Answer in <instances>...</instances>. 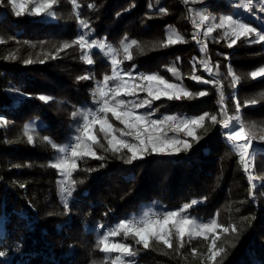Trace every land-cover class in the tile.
Listing matches in <instances>:
<instances>
[{
  "label": "trees",
  "instance_id": "trees-1",
  "mask_svg": "<svg viewBox=\"0 0 264 264\" xmlns=\"http://www.w3.org/2000/svg\"><path fill=\"white\" fill-rule=\"evenodd\" d=\"M248 2L57 0L51 10L54 18H38L28 14L31 0L19 17L9 0H0V119L5 121L0 123V264H112L119 253L100 250L107 227L139 218L146 210H178L202 223L215 219L229 229L216 233V250L224 252L215 261L209 259L211 235L186 236L182 242L173 235L171 247L151 239L148 248L129 236L122 239L135 253L125 255L129 264H264V184H257L252 194L222 125L240 115L247 130L264 135V77L250 75L264 67V42L253 43V34L231 44L234 37L225 34L231 30L214 27L205 35L207 23H201L199 37L206 43L195 41L197 24L207 12L216 21L240 17L264 33V0H251L255 15L246 12ZM80 20L89 28L83 29ZM172 34L182 36L183 42L161 47ZM80 35L88 43H104L105 49L81 48L76 43ZM132 40L137 44L130 48L133 59L128 61L121 41ZM108 48L116 50L123 72L157 74L193 94L207 93L154 101L149 110L156 118L208 116L204 127L195 130L198 143L182 133L181 139L193 145L187 152L147 155L128 164L126 149L113 154L96 146L103 159L77 161L68 198L60 190L63 176L51 165L61 157L59 148L78 135L83 115L95 108L104 76L112 75ZM205 63L212 65L211 74ZM170 68L176 69L175 76ZM108 83L112 87L117 81ZM41 95L51 99L41 101ZM27 135L33 136L32 143ZM100 142L107 148L103 137ZM254 162L255 173L264 177L263 148L255 152ZM186 204L191 207L185 210Z\"/></svg>",
  "mask_w": 264,
  "mask_h": 264
},
{
  "label": "snow or ice",
  "instance_id": "snow-or-ice-1",
  "mask_svg": "<svg viewBox=\"0 0 264 264\" xmlns=\"http://www.w3.org/2000/svg\"><path fill=\"white\" fill-rule=\"evenodd\" d=\"M13 11L16 16H21L28 11V0H9ZM57 0H31L32 8L29 15L34 17H42L44 15L49 18H54L55 13L51 11ZM248 6H251V0L248 2ZM161 11H164L161 9ZM208 16L201 15V22L208 20ZM195 23V22H194ZM80 25L83 29H88L89 24L80 20ZM199 27V24H197ZM217 28L230 29L231 36L234 39L231 44H235L241 37H249L251 35L256 36V42H264V33L257 31L256 27L249 26L248 23H241L238 20L233 19V16L228 15L220 20ZM213 29L210 27L207 30L211 33ZM183 37L179 34L168 35L166 43L161 47H167L168 45H175L182 43ZM81 48H98L105 49L104 43H97L93 40L88 43L85 39V35H80L79 40L76 41ZM124 59L131 61L133 59L130 48L137 44V41L132 40L131 44H125L121 41ZM231 44L229 46H231ZM65 49L70 47L69 44H64ZM108 51L112 53V75H105L103 85L100 86L98 91L99 106L96 110L89 111L83 115L82 126H78V135L74 136V144H70L66 147H60L59 152L62 154L61 158L57 162L53 163L51 167L59 170V174L64 176V181L61 182V192L66 194L68 198L72 196L73 188L71 185L75 184V181L71 180V176L74 170L77 169V161L82 160L85 157L103 159L98 157L95 150L96 146L103 148L105 151H111L113 154L120 153L123 150H127L130 156L125 161L131 164L133 161L143 159L147 155H175L184 151L187 152L192 149L193 145L188 139L179 138V133H183L186 137L192 138L197 143L199 137L196 136L195 130L197 128L204 127V121L208 116V113H204L195 118H184L177 122L175 116H165L163 119H153L151 113H138V109L151 108L154 101H159L162 98L167 100H181L184 98L191 99L194 95L200 97L205 96L207 93L201 91L193 94L187 91L181 85L172 83L164 77L157 74H139L132 75V72H123L120 68L121 61L116 58V50L108 48ZM26 63H31L27 61ZM87 63L91 64L92 60L88 59ZM204 68L207 72L211 73V68L205 63ZM170 72L176 75V69L170 68ZM253 79L264 77V67L259 70L252 71L250 73ZM127 76V79L125 77ZM80 79H87V77H81ZM193 80L200 81V77L193 76ZM109 81H117L112 87H109ZM209 83V81H203ZM139 93H146V97L140 99ZM122 96L137 97L135 100L121 99ZM41 101H48L49 97L44 95L39 96ZM252 103H255L253 101ZM237 113L240 112V105H236ZM111 117L118 121L123 127H116L110 120ZM75 115V113L73 114ZM213 124L217 123V117L212 115L210 117ZM230 121H236L237 127L230 130L227 133V140L232 142L243 141V143H235L234 148L239 154L240 162L244 165V170L248 171V157L250 155V148L253 147V140L256 138L255 133L249 129L246 133L243 123H240L241 116L236 115L229 117L223 121V128L229 129ZM5 122L0 119V123ZM27 125L25 128L27 129ZM171 131L174 135L169 136L168 132ZM103 137L107 142V148L100 142V138ZM47 139V138H45ZM261 142H264V135L259 137ZM27 141L32 143L33 136L27 135ZM52 148L56 149L57 145L52 143ZM23 187V186H22ZM196 201H192L195 204ZM67 199L65 200V207L67 208ZM191 205H184V209H188ZM217 230L228 232L229 229L218 224L215 219H212L208 223H197L194 219L189 218L187 215H181L177 211H164L162 215L152 218L148 213H144L139 218H126L120 220L115 227L107 232L100 240V244L103 247L100 249L104 253L118 252L122 255L132 257L135 253L131 247L126 243H109V237H116L123 232L125 237H132L137 244L143 245L144 248L149 247L151 239L161 241L163 244L171 247V240L175 235L181 242L186 236H203L208 239L211 235V244L208 247L210 253L209 259L216 260V257L220 253L224 252L223 248L216 250L217 240L219 237L216 235ZM235 226L232 227V231L235 232ZM3 255V253H0ZM112 264H124L121 256H117Z\"/></svg>",
  "mask_w": 264,
  "mask_h": 264
},
{
  "label": "rangeland",
  "instance_id": "rangeland-1",
  "mask_svg": "<svg viewBox=\"0 0 264 264\" xmlns=\"http://www.w3.org/2000/svg\"><path fill=\"white\" fill-rule=\"evenodd\" d=\"M29 1V0H28ZM241 2L243 1V0H240ZM245 2L246 1H248V0H244ZM237 5H239V4H237ZM261 8L263 9V11H264V6H261ZM30 10H31V8H29ZM196 12H198V11H195V14L197 15V13ZM246 12L248 13V14H250V15H255V13L253 12V8H252V5L249 7L248 6V3H247V5H246ZM254 14H253V13ZM204 15H206V16H208L209 18H208V20H206V21H203V22H200L199 23V27H197V29H198V35L195 37V41H196V43H198V44H203V43H206V42H204V41H202V40H200L199 39V37H200V34L202 33V30H203V27H202V24L203 23H207V26H206V30H208V28H214V27H216V25L217 24H219V22H220V20L221 19H223V17H220L219 18V20L218 21H216V18L215 17H213L211 14H210V12H207V13H205ZM235 20H238L239 22H241V23H244L243 21H242V19H240V17H238V18H236ZM202 23V24H201ZM229 31H230V29H229ZM225 34H226V32H225ZM211 64H209V68H211ZM212 69V68H211ZM208 74H211L212 73V71H211V73H209V72H207ZM132 75L133 76H136V74H133L132 73ZM125 79H127V76L125 77ZM138 97L140 98V99H143V98H145L146 97V93H139L138 94ZM121 99H125V100H135V99H137V97H128V96H122V97H120ZM138 111V113H140V114H144V113H151L152 114V112L149 110V108H142V109H138L137 110ZM165 116H175L176 118H177V122H179V120H182L181 118H179L178 116H176V115H173V114H171V115H161V116H159V117H155L153 114H152V118L153 119H163ZM190 119V118H189ZM109 120L116 126V127H118V128H120V127H123L122 125H120L119 124V122L118 121H115V119L114 118H112L111 117V114H109ZM236 124H237V122L236 121H234ZM240 123H242L241 121H240ZM222 125H223V123H222ZM244 125V124H243ZM245 126V125H244ZM232 129H235L234 127H232V126H229V129H225V133H224V136H225V138H226V136H227V133L230 131V130H232ZM245 130H246V133H247V129L245 128ZM255 133V136H256V138L254 139L255 141L253 142V147L252 148H250V155H249V157L247 158L248 159V171H246L247 172V175H248V177H249V180H250V183H251V186L254 188V187H256V185L257 184H260V185H262V184H264V177H259L256 173H255V171H254V168H255V162H254V155H255V152L259 149V148H263L264 149V143L263 142H260V140H259V138L258 137H260L261 135H263L262 133H259V132H254ZM79 134V133H78ZM168 135L169 136H172V135H174V133H172L171 131H169L168 132ZM182 133H179V138H182ZM226 140H227V138H226ZM228 141V140H227ZM229 143H243V141H239V142H232V141H228ZM61 157H59L58 159H60ZM58 159L56 160V162L58 161ZM63 178H64V176H63ZM65 179V178H64ZM253 188H252V194L254 195L255 194V192L253 191ZM169 211H177V212H179L181 215H184L181 211H178V210H169ZM145 213H148L149 215L151 214V213H158L159 215H162L163 214V212L161 211V212H154L153 210H146V212ZM143 215V214H142ZM158 215V216H159ZM133 217H135V218H138L137 216H131V217H129V218H133ZM151 217L152 218H155L156 216H152L151 215ZM190 218V217H189ZM126 219V218H125ZM191 219H193V218H191ZM197 223H202V221H200V220H197V219H194ZM113 227H115V225L113 226ZM113 227H107V231L106 232H108L109 230H111ZM123 237H125L124 236V234H123V232H121L120 234H118L116 237H109V239H108V242L109 243H113V242H117V243H126V242H124L122 239H123ZM126 244H128V243H126ZM118 253V252H117ZM118 256H121V259L124 261V264H129L128 263V261H127V259H126V257H125V255H122L121 253H119V255Z\"/></svg>",
  "mask_w": 264,
  "mask_h": 264
},
{
  "label": "built area",
  "instance_id": "built-area-1",
  "mask_svg": "<svg viewBox=\"0 0 264 264\" xmlns=\"http://www.w3.org/2000/svg\"><path fill=\"white\" fill-rule=\"evenodd\" d=\"M252 13H253V12H252ZM253 14H254V13H253ZM192 15L195 16V12H193ZM139 74H144V73H138V74H136V75H139ZM145 75H146V74H145ZM98 106H99V97H98V102H97V104H96V106H95V108H94L93 110H96V109L98 108ZM81 126H82V125H81ZM74 142H75V141L73 140V141L70 142L68 145H70V144H74ZM68 145H67V146H68ZM61 155H62V154H61ZM151 215H152V216H158L159 214H158V213H151L150 216H151ZM98 226H99V225H98Z\"/></svg>",
  "mask_w": 264,
  "mask_h": 264
},
{
  "label": "bare ground",
  "instance_id": "bare-ground-1",
  "mask_svg": "<svg viewBox=\"0 0 264 264\" xmlns=\"http://www.w3.org/2000/svg\"><path fill=\"white\" fill-rule=\"evenodd\" d=\"M230 126L236 128L237 127V124L234 122V121H230ZM255 140H253L254 142ZM261 142V141H260ZM264 143V142H263Z\"/></svg>",
  "mask_w": 264,
  "mask_h": 264
},
{
  "label": "water",
  "instance_id": "water-1",
  "mask_svg": "<svg viewBox=\"0 0 264 264\" xmlns=\"http://www.w3.org/2000/svg\"><path fill=\"white\" fill-rule=\"evenodd\" d=\"M211 68H212V66H211ZM212 70V69H211ZM245 127V126H244ZM246 128V127H245ZM223 131H224V133H225V129L223 128ZM253 191L255 192L256 191V188H253Z\"/></svg>",
  "mask_w": 264,
  "mask_h": 264
}]
</instances>
